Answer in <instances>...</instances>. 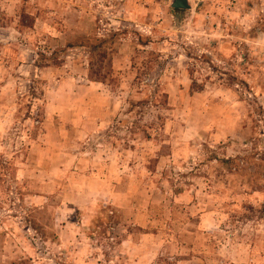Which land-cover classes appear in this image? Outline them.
<instances>
[{
	"label": "rangeland",
	"instance_id": "rangeland-1",
	"mask_svg": "<svg viewBox=\"0 0 264 264\" xmlns=\"http://www.w3.org/2000/svg\"><path fill=\"white\" fill-rule=\"evenodd\" d=\"M3 2L15 0H0V23L57 12L62 39L34 43L38 66L82 47L108 87L117 113L105 136L67 145L110 151L88 167L101 163L121 198L125 176L131 207L102 195L81 208L79 158L50 193L37 160L19 175L45 88L21 81L0 139V264H264V0H22L10 16ZM3 49L15 57L18 45Z\"/></svg>",
	"mask_w": 264,
	"mask_h": 264
},
{
	"label": "crops",
	"instance_id": "crops-1",
	"mask_svg": "<svg viewBox=\"0 0 264 264\" xmlns=\"http://www.w3.org/2000/svg\"><path fill=\"white\" fill-rule=\"evenodd\" d=\"M187 2L189 3V0ZM21 4L22 0H15L10 5L3 2L2 9H7L9 12L5 15H16ZM56 13L51 10V18L47 20L36 17L31 26L18 24L16 16L15 21L0 23V48L10 46V44L18 45L15 57L7 54L5 49H0V139L6 130V117H13L17 111L18 98L23 91L20 89L21 85L19 86L21 81L27 80L32 83L36 79L43 81L45 85L42 93L43 100L35 97V100L38 99L41 104L32 108L33 118L41 114L38 119V125L42 127L41 133L33 141L26 158L28 164L22 163L25 168H22L19 175L32 176L36 168H31L30 162L37 160L35 162L40 166V171H38L44 175L43 191L50 193V190L59 184L60 176L69 172L73 166L72 160L79 158L82 162L77 164V169L79 168L81 174H84V182L76 186L77 196H82L91 204L78 203V205L81 208H91L100 200V196L105 195L110 197L109 200H112L113 206L123 207L125 211L126 207H131L130 193H127L128 188L125 182L126 177L124 176L122 186H118L123 191V198H121V193L116 192V186H110L112 182L107 173L104 174L103 165L96 163L90 168L87 164V160L92 158L109 159L110 151L98 148L97 152H92L90 156L83 150L75 152L67 145L70 142L85 143L90 138H96L98 141L105 136L106 130L104 129L110 126L117 113V104L110 98L111 93L108 87L103 82L89 77L82 47H76L75 57L69 54V57L63 61V65L38 66L36 64L34 48H38L37 46L49 37L62 39L61 28L51 22L52 15ZM31 87L32 85L28 92ZM37 142L41 144L35 145ZM0 149H2L1 140ZM129 155L126 154L124 148L119 155V157L122 156L124 175L126 174V158H129ZM61 183L63 181H60V185Z\"/></svg>",
	"mask_w": 264,
	"mask_h": 264
},
{
	"label": "water",
	"instance_id": "water-1",
	"mask_svg": "<svg viewBox=\"0 0 264 264\" xmlns=\"http://www.w3.org/2000/svg\"><path fill=\"white\" fill-rule=\"evenodd\" d=\"M172 6L174 8H180V9H187L190 8V4L187 2V0H173Z\"/></svg>",
	"mask_w": 264,
	"mask_h": 264
},
{
	"label": "trees",
	"instance_id": "trees-1",
	"mask_svg": "<svg viewBox=\"0 0 264 264\" xmlns=\"http://www.w3.org/2000/svg\"><path fill=\"white\" fill-rule=\"evenodd\" d=\"M34 83H36V84H40V85H41V84L43 83V81H40V80L36 79V80L33 81V84H34ZM30 92L33 93V94H35V93H34V86L31 87ZM28 116H29L30 118H33V116H30V114H28Z\"/></svg>",
	"mask_w": 264,
	"mask_h": 264
}]
</instances>
